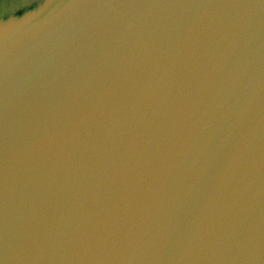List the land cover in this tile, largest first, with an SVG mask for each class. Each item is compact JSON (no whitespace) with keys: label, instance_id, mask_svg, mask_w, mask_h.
<instances>
[{"label":"water","instance_id":"water-1","mask_svg":"<svg viewBox=\"0 0 264 264\" xmlns=\"http://www.w3.org/2000/svg\"><path fill=\"white\" fill-rule=\"evenodd\" d=\"M0 264H264V0H0Z\"/></svg>","mask_w":264,"mask_h":264}]
</instances>
